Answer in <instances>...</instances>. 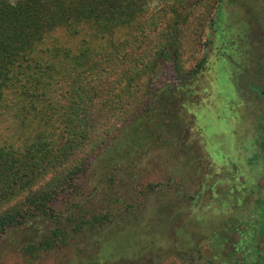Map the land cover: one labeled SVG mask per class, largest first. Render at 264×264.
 <instances>
[{
  "label": "trees",
  "instance_id": "1",
  "mask_svg": "<svg viewBox=\"0 0 264 264\" xmlns=\"http://www.w3.org/2000/svg\"><path fill=\"white\" fill-rule=\"evenodd\" d=\"M220 1L206 0L196 13L194 3L179 7L164 2L149 9L148 0H0V119H9L0 126V236L43 218L55 225L36 245L23 246L24 253L36 257L65 245L69 231L91 228L101 220L81 219L68 231L57 225L54 207L58 196L76 190L96 155L109 150L119 162L140 156L158 140L177 150L183 141L193 144L199 131L186 112L196 100L188 87L205 56L191 61ZM57 31L76 37L74 44L54 36ZM164 63L175 83L154 79ZM173 106L182 113L188 138L180 123L166 136L161 134L163 117ZM258 134L256 156L264 143V132ZM181 196L191 199L185 192L177 199ZM235 199H230L232 205ZM113 200L121 210L131 207ZM240 203L244 205V199L234 208ZM247 206L240 212L229 210L226 224H213L212 237L217 239L212 256L235 232L238 241L231 242L224 255L233 261L240 251L243 260L250 251L254 264H260L264 196ZM113 211L104 218L114 217ZM163 212L165 222L175 216L174 211ZM249 245L253 247L247 250Z\"/></svg>",
  "mask_w": 264,
  "mask_h": 264
},
{
  "label": "rangeland",
  "instance_id": "2",
  "mask_svg": "<svg viewBox=\"0 0 264 264\" xmlns=\"http://www.w3.org/2000/svg\"><path fill=\"white\" fill-rule=\"evenodd\" d=\"M148 1L149 9L164 2L179 7L194 3L197 13L206 0ZM53 35L66 44H74L76 39L63 31ZM200 42L191 62L202 55L205 61L188 87L195 92L194 105L186 107L199 131L193 144L183 141L177 150L158 140L140 156L134 154L119 162L109 150L99 153L79 177L76 190L58 196L54 207L57 225L68 231L81 219L95 216L101 220L91 228L84 225L75 233L69 231L65 245L36 257H29L22 247L36 245L55 223L33 218L10 228L0 236V264L255 263L250 251L245 250L243 260L240 251L234 253L233 261L224 255L231 250L230 243L238 241L235 232L212 256L217 238L211 231L219 220L226 224L229 210L244 211L264 196V143L258 145L260 154L253 153L258 151L256 135L264 132V0H221L213 25L203 30ZM154 79L158 84L175 83L166 63ZM172 109L163 117L161 134L166 136L180 123L187 137L186 123L180 122L182 113L176 106ZM8 120L3 115L0 126ZM181 192L191 199H177ZM115 198L131 207L121 210ZM233 198L235 203L244 199V205L234 208ZM111 209L114 217L106 220L104 214ZM165 209L175 214L167 222ZM258 253L264 256V243Z\"/></svg>",
  "mask_w": 264,
  "mask_h": 264
}]
</instances>
